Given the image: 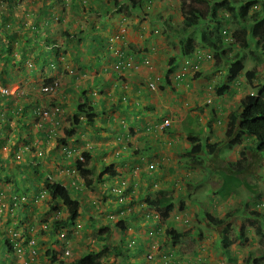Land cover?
I'll use <instances>...</instances> for the list:
<instances>
[{
	"label": "rangeland",
	"instance_id": "374dc122",
	"mask_svg": "<svg viewBox=\"0 0 264 264\" xmlns=\"http://www.w3.org/2000/svg\"><path fill=\"white\" fill-rule=\"evenodd\" d=\"M96 1L98 7L106 11L112 9V0ZM73 2L18 0L14 9L16 21L9 29L19 30L20 22L26 33L32 18L41 13V6L50 5L47 8L53 13L49 25L51 37L63 46L55 69L42 72L33 65L32 59H27L10 71V82L1 89L7 95L0 98V106L8 100V110L1 112L0 118L8 127L0 125V144L3 141L0 147V262L8 257L20 264H68L84 252L105 249L101 258L109 264H245L248 251L256 253L258 246H264V237L255 234L257 224L246 220L250 215L241 209L251 197L250 193L240 186L237 193L222 198L220 191L233 188L231 184H221V178L212 168L229 170L230 165L238 162L241 146L221 150L213 166L212 155L208 157L203 152L206 163L191 167L185 165L188 157L184 151L191 143L187 141L184 127L188 126L195 133L201 131L199 137L207 139L208 143L223 144L227 113L238 106L246 93H254L257 85L264 82V57L256 53L254 44L250 49L241 50L240 45L231 40L230 34L238 26H234L229 12L222 8L219 11L227 15L229 23L225 27L231 41L223 51L233 58L230 61L216 59L217 53L203 44L190 56L179 55L178 38L173 31H167V24L173 29L181 27L180 0H155L148 5L150 10L134 12L127 18H119L120 13L118 17L112 12L106 21L102 19L99 23L91 17L93 15L85 20L81 8L73 6ZM159 12L170 16L166 24L158 21ZM68 21L74 26L75 36L82 31L81 40L63 42L59 32ZM204 27L206 23L190 34L198 39ZM67 28L70 30L71 26ZM93 29L98 36L96 40L108 39L97 50L95 42L89 44L90 39L86 37ZM23 39L17 32L9 43L19 48ZM2 40L7 43L6 38ZM250 50L259 57H252ZM12 54L19 59L18 50ZM172 56L177 58L173 72L183 76L179 80L172 72L169 79L173 77V80L167 82V62ZM81 57L84 63L77 60ZM2 62L0 56V68ZM253 65L258 66L259 71L249 81L245 72ZM195 72L199 73L197 78H194ZM47 77H54L55 85L46 86V91L44 79ZM222 85H227L228 89L224 90ZM80 91L88 95L90 104L98 108L99 114L92 125L82 123L75 127V135L64 148L55 138L64 135L69 126ZM29 101L40 117L35 120L31 111V126L19 127L12 112L19 110L17 103ZM42 133L44 143H41ZM21 135H28L24 139L28 144H24ZM248 139L244 138L243 143ZM85 150H90L88 163L93 171V183L89 187L83 184L74 164ZM244 154L247 167L242 176L244 173L254 176L260 192L259 204L253 207L250 201L249 205L264 212V156L259 158L249 150ZM110 163H113V171L122 174L120 177L133 175L132 179H127L129 183L138 184L131 197L133 202L127 200L121 205L122 198L112 196L121 182L117 180L119 177H109L106 173ZM150 165L154 168L150 169ZM40 170L61 183L67 184L71 179L77 182L78 190L75 192L72 188V195L76 197L78 193L80 213L75 223L65 228L67 231L63 229L67 244L59 241L58 245L60 250L68 246L65 248L70 253L67 257L56 250L55 258L45 254L48 248L57 247L56 230L52 228L56 211H51L42 199L44 186L35 185ZM101 171L106 174L98 179ZM159 191L172 197L175 204L164 223L153 222L154 219L148 217H154L155 212L144 200L146 195L157 197ZM180 201L184 202L183 210L179 208ZM121 208H125L124 228L116 226ZM108 210L113 212L108 215ZM228 212L232 215L228 216ZM57 213L65 217L64 210L59 209ZM132 213L134 215L130 216ZM207 215L215 219L223 217L231 223L233 243L228 253L234 257L233 262L228 261L220 244L222 227L212 226ZM257 221L259 229L264 231V217ZM108 224L111 225L110 235L101 241L99 237L104 233L99 231L100 227ZM169 226L178 231L182 242L171 245L165 233ZM188 230L187 236L182 234ZM240 231L247 236L243 243L236 238ZM30 239L35 242V254L29 252ZM5 240L15 245L11 253L4 248ZM263 260L260 264H264Z\"/></svg>",
	"mask_w": 264,
	"mask_h": 264
},
{
	"label": "trees",
	"instance_id": "16d2710c",
	"mask_svg": "<svg viewBox=\"0 0 264 264\" xmlns=\"http://www.w3.org/2000/svg\"><path fill=\"white\" fill-rule=\"evenodd\" d=\"M17 1L18 0H0V10L2 11V13H0V56L3 61L0 68V88L6 87L10 82V71H12L15 67L20 66V64H23L27 59H32L34 62L33 65L37 66L42 72L55 69L56 64L59 63V51L63 46L62 43H59L58 40L51 37L52 28L49 25L53 21V13L50 8H47L50 5L43 4L41 6V13L33 17L31 23L27 25V34L22 31L19 21H17L19 22V30H17V28L12 30L9 29L10 25L16 21V18L14 17V9L17 6ZM96 2V0H74L72 4L73 6L81 8V13L84 15L85 20H89L90 17L88 16L93 15L91 17L99 23L102 19H104L102 21H106L105 19H107L112 12L117 15L120 13L121 16L119 17L118 15L119 18H127L134 12L145 11L146 9L150 10L148 5L152 2V0H112L110 5L113 9H109L107 11L98 7ZM254 6L256 8L253 9ZM221 8L229 12L232 23L236 26V28L238 26V28L230 34L231 40H233L234 43L239 44L241 50L250 49L251 45L254 44L256 53L258 51L259 55L261 54V56L264 57V0H180V14L182 17L181 27L173 29L170 24H167V31H173V33H176L178 38V44L180 46L179 55L182 57L192 55L198 49L199 45L203 44L217 53L216 59L219 58L221 61L233 60L232 57L225 55V52L223 51V49H225V45L229 44L231 41L228 39V30L225 27V24L229 23V20L227 15H223L224 13L220 14L219 10ZM45 14L50 17L42 18ZM165 15L166 14L163 15L159 12L157 19L160 23L166 24L167 18L170 16L168 15L169 17H167ZM58 21H62V19L58 18ZM203 23H206V27L199 31L198 39H196L195 36L190 34V31L196 29L200 25H203ZM65 25L66 27L61 29L59 32L63 42L68 41L69 39H73V41L81 40L82 31H79V34L75 36L74 26L71 25V21L66 22ZM67 25L71 26L70 30H68ZM211 30H215V32L212 33ZM17 32L21 33L24 39L19 48H14L13 45L9 43V40L15 38L17 36ZM28 33L31 35L28 36ZM95 34L96 29H93L91 30V33L86 34V37H89L90 39V41L88 40L89 44L95 42V45L97 46L95 49L97 50L100 44L104 43L108 39H104L102 41L101 39L96 40L98 36ZM212 34H215V36H212ZM3 37L7 39V43L2 40ZM99 38H101V36ZM17 50L18 55L20 56L19 59H16L12 54ZM107 52L109 51L107 50ZM248 52H250L252 57H259L251 50ZM83 59V57H81V59L77 58L79 63H81ZM218 62L219 60L217 63ZM82 63L84 62L82 61ZM175 63H177V58L174 56L170 57L167 62L166 73L168 75L165 77L167 82L169 81V75L173 72ZM218 65L219 63L216 64V66ZM258 71V66L253 65L251 69L245 72L246 79L249 81L252 80ZM198 76L199 73L195 72L194 78H197ZM44 82L45 86L52 88L55 85V78L47 77L44 79ZM99 88H101V86H99ZM222 88L227 90L228 86L222 85ZM6 95V93L1 92L0 90V98H4ZM77 100L75 111L71 117L69 126L64 130V135L55 138L56 142L64 148L67 147L68 139L75 135V127L80 126L82 123L92 125L95 118H97L99 114L98 108H95L94 105L90 104V99L84 91L79 92ZM7 102L8 100H6L3 107L0 106V113L4 110H8ZM17 106L19 107V110H14L12 112V117L14 120L15 118L17 119L16 122L19 127L29 128L31 126L30 119H33L30 117L31 111L35 114V120L40 117V113L37 114V109L32 107V101L27 102V104L22 102L17 103ZM214 114H216V112ZM187 118L189 119L190 116H187ZM0 125L8 127V124H4V121L1 118ZM224 125L225 131L223 144L218 141L208 143L207 139L202 140V138L199 137L201 131L199 133H195L188 126L184 127L185 132H187V141L191 143L190 147L184 151V154L188 157V161H185V165L190 164L191 167H200L204 165L207 159L203 157V152H206V156L209 157L212 155L210 157L212 161L211 166H213L214 160L217 159V157H220L219 155L221 154V150L241 146L240 150L242 152L240 153L239 160L238 162L233 163V165H230L229 170L227 168L224 170L221 168L219 169L217 166L212 167L216 174H218L221 178V184H231V189L233 188L230 191H220V195L218 193L217 194L222 198H228L237 193L240 186H243L250 193L251 197L246 199V201L242 204L241 209L244 214L250 215V217H247L246 220H251V224H257L255 234L258 236L262 235L264 237V231L259 229V223L257 221V219L264 217V212H260L259 209H252L250 206L252 205L253 207H256L259 204L260 192H258V180L254 176L250 175V173H244L242 176V172L247 167V160L244 151L249 150L252 153L255 152L259 158L264 156V82L263 84L257 85L253 94L246 93L239 100L238 106L227 113ZM191 133L194 134L192 135ZM5 135L7 134L5 133ZM26 136L21 135L20 138L24 140ZM40 137L41 139L42 137L44 139L45 135L42 133V136ZM244 138H249L247 143H243ZM43 139L41 143H44ZM2 144L3 141H1L0 147ZM24 144H28V142L24 140ZM135 151L137 152V149ZM90 158V150H85L81 152L80 158H77L74 162L75 168L86 187L91 186L93 183V171L88 163ZM153 168L154 167L150 165V169ZM106 173H108L109 177L118 178V173L113 171V163H110ZM106 173H100V177H98V179L102 178L101 176ZM37 175L38 182L35 183V185H39L40 183L44 186L43 191H41V196L42 199L46 201L49 209L51 211H58L59 209H62L65 212V217L53 220L52 228L58 230L68 228L73 225L79 216L81 206L78 193H76V197L72 195V188L75 189V192L78 190V188H76L77 182L70 178L71 180H69V183H61L53 180L49 173H45L42 170H40ZM120 179L122 180L123 178L121 177ZM71 181H74L73 185H71ZM123 186V189L126 188L127 191H124L121 195L124 199V203H120L121 205H125L127 200L128 202H133L131 197L135 193V190H137L136 186H138V184H135L134 182ZM145 197V203L155 212L154 217L153 215L148 217H152L154 219L153 222L164 223L170 217V213L175 208L172 197L166 196L162 191H159L157 197L151 198L148 195ZM117 198L118 196L115 199ZM179 205V208L183 210L184 202L180 201ZM124 210L125 208H121L119 210V212L122 213L119 215L116 223V226L119 228H124L125 225L126 217L123 214ZM112 212V210H108V213ZM133 215L134 214L132 213L130 216ZM229 215H232L231 212H228V216ZM207 219L212 226L222 227L220 231V244L226 252L225 254L228 261L233 262L234 257L228 253L229 247L233 243L230 238L232 227L231 223L226 221L227 219L223 217L215 219L207 215ZM241 228L244 230V226H242V224ZM99 231L104 233L103 237H99L100 240L105 241L110 235L111 225L108 224L100 227ZM189 232L190 231L188 230L182 234H186L187 236ZM165 233L172 246H174L177 242H182L179 239L180 237L178 231L173 227H166ZM68 237H70V232H68ZM236 238H240L239 240L241 243L247 240V236L242 231H240V234H238ZM3 244L4 247L12 249V242L5 240ZM104 250L105 249L98 252L89 250L68 264H109L101 258V254L106 253ZM255 252L256 253L251 251L247 252V257L244 259L245 264H260L261 260L264 258V246H258L255 249ZM45 254L54 256L55 252L53 249L48 248ZM173 262L175 263L176 261L174 260Z\"/></svg>",
	"mask_w": 264,
	"mask_h": 264
},
{
	"label": "clouds",
	"instance_id": "9594fccd",
	"mask_svg": "<svg viewBox=\"0 0 264 264\" xmlns=\"http://www.w3.org/2000/svg\"><path fill=\"white\" fill-rule=\"evenodd\" d=\"M153 1H155V0H152V2H153ZM159 1H166V0H159ZM170 1L173 2L174 0H170ZM254 7H255V6H254ZM254 7H253V8H254ZM112 9H113V8H112ZM112 9H111V10H112ZM188 56H190V55H188ZM205 56H208V57H209V55H205ZM187 60H188V59H187ZM172 75H173V77L175 76V78L177 77V79H179V80H180V79L182 78V76H183V74H182V75H179V74L174 73V72H173ZM173 77H172L171 79H169L168 82L172 81V80H173ZM151 84H152V83H149V86H150ZM150 87H151V86H150ZM50 88H51V87H50ZM1 89H2V88H0V90H1ZM44 90L47 91V90H48V87L45 86V87H44ZM3 93H6V91H3ZM250 94H253V93H250ZM166 121H167V120H165V122H166ZM166 126H168V125H166ZM117 173H118V172H117ZM121 175H122L121 173H118L117 176H118L119 178H118L117 180H120L121 183L124 182V185H126V184H131V183H129V181H128L127 179H129V178L132 179V178H133V175L130 174L129 176H126V177H124V178L122 177V178H123L122 180L120 179V178H121V177H120ZM117 176H116V177H117ZM72 183H73V181H71V184H72ZM120 186H121V185H120ZM123 187H124V186H122V191H123V193H124V191H127V190H126V188L123 189ZM134 187H135V186H134ZM131 191H132V190H131ZM112 196H114L115 198L117 197V196H115L114 194H112ZM123 202H124V201H123ZM110 214H111V213H109L108 215H110ZM108 217H109V216H108ZM56 218H60L59 215H58V213H57V211H56V212L54 213V215H53V220L56 219ZM63 229H65V228H63ZM63 229H58V230H56V235H57V236L55 235V236H56L55 238H56V244H57V247H56V249H53V251L55 252V255H54V256L51 255L52 258H55V257H56V255H57L56 251H57V252H61V253L63 254V256H66V257L69 256V254H70V253H69V250H68V249H65V248L68 247V246H66L63 250H60V249H59V246H58V245H59V241H62L65 245L67 244V243H66V238H65V237L67 236L66 233H65L67 230L65 229V230H66V231H65V230H63ZM34 245H35L34 240L30 239V240H29V243H28V247H29V249H30V250H29L30 254H35V253H36V252H35V249H34ZM13 247H15V245H12V248H13ZM4 248L7 249V251L11 253V250H10L9 248H6V247H4ZM55 250H56V251H55ZM78 257H79V256H78ZM78 257H77V258H78ZM147 257H148L149 259H151V255H148ZM77 258H75V260H76ZM72 261H74V260H71V262H72ZM69 263H70V262H69ZM0 264H20V263H19L18 261H15L14 259H8V257H7V259H4L3 261H1ZM61 264H64V263L61 262Z\"/></svg>",
	"mask_w": 264,
	"mask_h": 264
},
{
	"label": "built area",
	"instance_id": "2783aa9c",
	"mask_svg": "<svg viewBox=\"0 0 264 264\" xmlns=\"http://www.w3.org/2000/svg\"><path fill=\"white\" fill-rule=\"evenodd\" d=\"M151 86V88H153V85L151 84L150 85ZM74 183H72V185H73ZM124 185V182H122L121 183V186L120 187H117L116 188V191L115 192H113L112 194H114L115 196H118V198H122L121 197V195L123 194V191H122V186ZM124 201V199L122 198V200H121V202H123Z\"/></svg>",
	"mask_w": 264,
	"mask_h": 264
},
{
	"label": "crops",
	"instance_id": "0c3cea01",
	"mask_svg": "<svg viewBox=\"0 0 264 264\" xmlns=\"http://www.w3.org/2000/svg\"><path fill=\"white\" fill-rule=\"evenodd\" d=\"M176 144H177V142H176Z\"/></svg>",
	"mask_w": 264,
	"mask_h": 264
}]
</instances>
